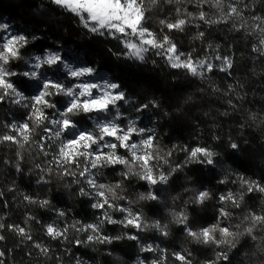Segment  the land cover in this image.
Instances as JSON below:
<instances>
[{
    "label": "trees",
    "instance_id": "obj_1",
    "mask_svg": "<svg viewBox=\"0 0 264 264\" xmlns=\"http://www.w3.org/2000/svg\"><path fill=\"white\" fill-rule=\"evenodd\" d=\"M215 4L216 0L206 3L179 0L171 4L159 0L153 6L145 0V6L150 8L149 28L157 35L172 37L181 52L191 53L193 60L207 58L216 66L221 64L215 59L217 55L232 59L233 67L228 72L214 67L200 78L185 69L171 68L155 49L146 53L145 61L129 57L121 40L89 32L77 16L52 4L51 0H0V23H8L15 35L29 37V43L20 50L24 59L10 60L5 65L7 70L19 74L28 71L26 60L65 52V61L73 63L72 69L93 67L99 74L113 77L120 85L119 91L123 90L130 98L128 103H120L122 125L126 127L135 120L137 127L153 129L158 140L155 154L160 157L159 161H153L154 173L171 172L166 185L151 186L138 176H123L121 173L127 171L123 165L91 169L97 183L121 185L116 189V198L104 190L110 204L116 206H105L106 212L120 221L127 213L116 209H130L149 227L140 231L105 221L99 235L112 238L111 242L84 243L92 233L79 229L99 224L100 209L92 205L103 199L87 184V174H80L89 166V161L79 157L78 165L61 167L55 162L58 149L45 138V128L51 129V124L44 121L37 125L34 120H24L27 110L6 97L0 101V136L14 135L19 143H0V193H3L0 223L5 226L0 229V235L4 236L0 240V252L4 253L0 264H136L138 258L152 264L153 252L142 250L149 245L157 249L154 262L158 264H183L176 259L177 253L185 255L191 264H212L220 252H226L228 260L217 264H264V224H257L251 236L245 232L252 226L245 219L250 213L264 215V193L249 192L240 180L243 177L264 186V44L261 43L264 41V31H261L264 0H221L219 8ZM229 5H235L241 15L212 24L198 18L203 11L208 20H220L222 16L227 17ZM180 18L188 20L183 32H170L159 23L161 19L175 22ZM201 32L204 37L197 38ZM45 71L48 67L42 65L39 73L42 75ZM9 80L24 94L29 95L33 88L32 82L21 75L11 76ZM50 100L61 110L67 102L62 96ZM152 100L158 107H152L149 103ZM143 104H149V108L137 111ZM56 109L44 111L50 119H55ZM97 117L95 113H81L73 119L80 129L95 131L92 120ZM21 123H29L32 129L27 142L6 127ZM233 142L239 145L237 149L230 147ZM40 145L44 146L43 150ZM195 147H206L217 153L213 157L216 163L191 162L189 152ZM185 148L189 151H184ZM65 168L74 175L65 174ZM150 189L158 196L157 200L139 199ZM81 190L89 195H80ZM201 191L210 193V198L202 204L196 202ZM229 192L237 200L243 195L239 207L219 199ZM45 200L48 204L42 206ZM222 208L230 215L219 219ZM60 212L65 215L60 216ZM179 213L187 216L186 225L176 222ZM156 221L166 225L167 236L151 226ZM217 224L241 233L236 237L235 247L200 243L186 231V228L199 231ZM9 225L24 228L31 239ZM48 225L67 232L53 239L47 234ZM130 235L137 239H128ZM215 235L218 240L223 239L219 232ZM36 244L47 248V254L36 248Z\"/></svg>",
    "mask_w": 264,
    "mask_h": 264
},
{
    "label": "snow or ice",
    "instance_id": "obj_2",
    "mask_svg": "<svg viewBox=\"0 0 264 264\" xmlns=\"http://www.w3.org/2000/svg\"><path fill=\"white\" fill-rule=\"evenodd\" d=\"M166 3H179V0H165ZM208 0H201V3H206ZM52 4L63 8L65 11H69L77 16L83 26L98 36H111L114 39L121 40L124 47L128 49V56L133 57L139 61H145V54L152 49L158 50L157 55H162L168 65L171 68L185 69L193 76L200 78L204 77L205 72H212L214 67H218L220 71L228 72L233 67V62L230 57H221L217 55L216 60H220L219 66L214 65L209 59L193 60L191 53L185 54L181 52L178 45L172 37L167 34L157 35L152 31L148 23L151 17L147 14L150 11L149 7L145 6V0H51ZM149 3L153 6L159 3V0H149ZM216 7H221V0H216ZM180 9H177L179 12ZM186 12V10H185ZM191 16V13H187ZM240 16L241 13L235 5H229V11L227 17L222 16L220 20H208L205 12L199 13V19L206 24L227 22V18L231 16ZM256 19H260L257 17ZM164 28L171 31L183 32L188 20L185 18L177 19L175 22H168L166 19L159 21ZM243 27V25H241ZM163 31V30H161ZM264 31V29H261ZM0 32L5 35L0 36V101L6 97H15V103H21L23 100H31L32 103V115L29 116V120H34L37 125L43 124L44 121H48L54 128H45V131L50 132L51 136L56 140H61L65 133L71 135V139L62 140L59 145V152L55 159L60 161V166L79 164L78 158L84 157L89 161V166L82 169L81 175H88L87 184L96 189V195L103 199L93 204L92 207L98 209H104L105 206L109 208H116L114 204H110L109 198L105 195L106 190L112 194L113 198H116V189L120 188V184L105 185L97 183L94 178L95 174L91 172V169L97 167H104L109 165H123L127 171L121 173L127 177L129 175L138 176L148 182L149 185L155 186L157 184L166 185L170 179L171 172L164 173L162 171L155 172V164L153 161H159L160 157L155 154L158 148V140L155 136L154 130L151 128H139L136 126V121H131L127 127H121L116 123L117 119H120L123 114L119 112L117 107L118 101L125 103L129 102L128 97L125 96L123 90L120 89V85L114 82L105 81L103 85L97 83H78L75 85L65 86L61 82L53 81L46 76L41 79L40 75L34 70L39 69L42 65H59L63 64L62 58L58 54H46L44 57L35 56L32 60H26L25 63L30 64L32 71H24L17 74L16 72L8 71L5 65L9 64L12 59H24L21 56L20 50L29 43V37L24 34L13 35L10 31V25L8 23H0ZM204 33H199L197 38L202 39ZM36 37H32L35 39ZM134 38V39H133ZM264 44V41H261ZM261 51V49H255ZM183 57V59H182ZM63 67L69 68L67 64H63ZM70 75L75 78L83 76H94L95 69L93 67H81L78 69H69ZM21 75L30 79L38 80L40 83L37 85L41 90L31 98L26 97L22 92L18 91L14 84L9 80V77ZM93 89H97V92H93ZM54 96L68 97L63 109H56V104L51 102L50 98ZM152 107H158V103L155 100L149 101ZM27 106V105H25ZM56 109L58 119H50L45 114V109ZM149 108V104H143L137 107V111H144ZM81 113H98L105 116V121H101L99 117L96 118L95 131H86L79 128L78 123L73 117L80 115ZM114 113L112 120H107L108 114ZM11 131L17 132L23 136V141L29 140V132L32 131L29 123L22 125H6ZM146 133H149L146 135ZM133 136L140 137V139H133ZM108 138V139H106ZM12 142L19 143L18 139L14 135L6 134L0 136V143ZM22 146V145H21ZM93 146H95L93 148ZM43 150V145H40ZM232 149L239 147L235 142L230 144ZM89 149H92L89 151ZM108 149V151H104ZM118 149H123L124 155L118 154ZM188 152L187 148L183 149ZM47 153L45 152V155ZM169 151L168 155H171ZM218 155L206 147H195L189 152V160L191 162L213 165L216 163L213 157ZM167 163V161H164ZM139 168L140 171H134ZM19 171V165H17ZM173 169L172 171H175ZM65 174L74 175L71 171L65 168ZM241 183L247 185V190L259 191L264 193V186L260 185L256 181L245 180L240 178ZM224 182V181H221ZM3 195V193H0ZM80 195L87 196L88 192L81 190ZM210 198L208 191H201L196 196L197 203H204L206 199ZM25 199L30 200L29 197ZM139 199L141 200H157L158 196L149 190L147 194H141ZM221 201H231L235 207H239V200L243 199L241 194L239 200L235 199L233 193L229 192L227 196L221 195L219 197ZM34 202V201H30ZM42 206L47 205L48 201H42ZM120 212H126L127 215L124 219L117 221L114 220L107 212L104 213L99 224H88L80 228V231H91L84 241V243L96 240L97 242H111L112 238L99 235L100 228L105 220L108 223L116 224L120 223L125 227H132L137 230H146L149 225L142 222V218L138 214H133L130 209L117 208ZM220 213L224 217L230 215L225 209H221ZM60 216H64V212L59 213ZM187 216L184 213L176 214V222L181 224H187ZM245 219L251 221V225L245 229L248 235H252L253 228L257 224H264V215H257L250 213ZM162 235L167 236L168 232L165 230L166 225L162 226L159 221L154 222L152 225ZM5 226L0 223V229ZM75 227V224L72 225ZM9 228L18 232L21 235L26 236L27 239H31L27 236L25 229L18 226H11ZM47 234L53 239L64 236L67 229L63 231L58 230L54 225H48L46 228ZM187 234L195 241L204 244L215 245H228L230 248L235 247L236 237L241 233L230 232L229 227H220L219 224L213 225L209 228H203L199 231H193L191 228H186ZM219 232L223 239H217L215 233ZM228 237H232L231 240ZM121 237H115L120 239ZM255 239V237H252ZM4 236L0 235V240H3ZM128 239L136 240L137 236L130 235ZM80 243V241H77ZM45 255L48 252L47 248L42 247L40 244L35 245ZM146 251H152V246L149 245ZM4 253L0 252V256ZM176 259L183 262V264H191L190 260H187L185 255L174 254ZM228 260V254L226 252H220L217 254L216 261L212 264H217L218 261Z\"/></svg>",
    "mask_w": 264,
    "mask_h": 264
},
{
    "label": "rangeland",
    "instance_id": "obj_3",
    "mask_svg": "<svg viewBox=\"0 0 264 264\" xmlns=\"http://www.w3.org/2000/svg\"><path fill=\"white\" fill-rule=\"evenodd\" d=\"M10 31H11V29H10ZM12 34L15 35L14 33H12ZM3 35H5V34L3 32H0V36H3ZM55 54H58L62 58L63 64H69V68L63 67V64L51 65V66L46 65L48 67V71H45L44 73H42V75L39 73V70H40L41 67L39 69H34L38 73V75H40L41 79H43L46 76L47 78H49V79H51L53 81L63 83L65 86L75 85V84L84 83V82L97 83V84H101V85H103V83L105 81L116 83L113 77H111V76H109V77L103 76L102 74H99L98 71H95V75L94 76H83V77H80V78L72 77L70 75L69 69H72L71 67H72L73 63L71 61H65V60H67V59L64 58V57H66V53L62 52V53H55ZM49 69H50V71H49ZM32 70L33 69L31 68V65L29 64L28 71H32ZM26 78H28V77H26ZM28 79L32 82L33 88L29 92V95L28 94H24L23 92L22 93L26 97L31 98L32 96L36 95L38 93V91L41 90L40 88L37 87V85L40 83V81L34 80V79H30V78H28ZM97 91H98L97 89H93L94 93L97 92ZM117 91H119V89ZM9 97L12 98V100L15 103V99L16 98L12 97V96H9ZM62 97H64V96H62ZM64 98H66L68 100V97H64ZM120 103H121V101L117 102V107L119 108V112L121 113V111H120V109H121ZM15 104H17L20 108H23L24 110H27V115H26V117L23 118L24 120H27L29 118V116L32 115V103H31L30 99L23 100V101H21V103H19V104L15 103ZM25 105H27V106H25ZM95 114H98V113H95ZM98 115H99V117H100L102 122L105 121V116L103 114H98ZM110 115H111V119H109ZM58 118L59 117H56L55 119H58ZM106 118H107V120H112L114 118V113L108 114L106 116ZM122 120H123V118L121 117L120 119L116 120V123L120 124L121 127H124L122 125V123H121ZM146 123L149 124L148 121H146ZM22 124H24V123H21L20 125H22ZM95 124H96V120L93 119L92 120V126H93L94 129H95ZM137 125H138V123H136V126ZM17 126H18V124H17ZM51 126H52L51 129L54 128L53 125H51ZM45 132L47 134V136L45 138L48 139V141H50V144L52 146H54V147H56L58 149V152H59V145L62 143V140L71 139V135L69 133H65L61 140H56L54 137L51 136L50 132H47V131H45ZM106 139H108V138H106ZM133 139L138 140V139H140V137L133 136ZM94 147L95 146H93V148ZM91 150L92 149H89V151H91ZM120 150H122V152H120ZM104 151H108V149H104ZM124 151L125 150H123V149H118V154L124 155ZM55 162L60 164V161L58 159H55ZM112 166H118V165H112ZM87 178H88V175H87ZM99 211H100L99 212L100 215H98L99 216L98 218H99V223H100L101 218L103 217L104 213L106 212V209L105 208L104 209H100ZM105 221H107V220H105ZM152 249L153 250L151 252H153V255H151V262H153L152 264H158V262H154L155 258L157 256V254H156L157 249L156 248H155V250H154V248H152ZM136 264H150V262L147 263L145 260H143L141 258H138L136 260Z\"/></svg>",
    "mask_w": 264,
    "mask_h": 264
},
{
    "label": "built area",
    "instance_id": "obj_4",
    "mask_svg": "<svg viewBox=\"0 0 264 264\" xmlns=\"http://www.w3.org/2000/svg\"><path fill=\"white\" fill-rule=\"evenodd\" d=\"M18 135H20V137H22L21 134L18 133ZM226 211H227V210H226ZM227 212H228V211H227ZM222 217H224V216L221 215L219 219H221ZM230 232H231V231H230ZM228 238H229V237H228Z\"/></svg>",
    "mask_w": 264,
    "mask_h": 264
}]
</instances>
